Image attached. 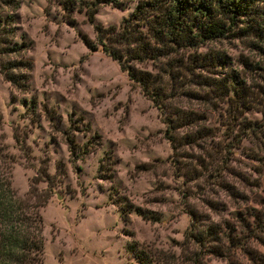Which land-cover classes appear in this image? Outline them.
<instances>
[{
  "label": "rangeland",
  "instance_id": "374dc122",
  "mask_svg": "<svg viewBox=\"0 0 264 264\" xmlns=\"http://www.w3.org/2000/svg\"><path fill=\"white\" fill-rule=\"evenodd\" d=\"M123 3L99 4L91 23L89 0H0L8 41L23 45L0 61L31 64L11 70L18 85L0 68V171L19 197L43 202L42 264H138L131 244L155 264H264V128H242L264 125V45L229 37L198 49L226 59L250 98L226 116L210 84L224 75L196 68L170 101L199 115L174 133L194 139L174 143L97 41L95 25L116 26L135 6ZM208 228L219 233L203 246L186 239Z\"/></svg>",
  "mask_w": 264,
  "mask_h": 264
},
{
  "label": "trees",
  "instance_id": "16d2710c",
  "mask_svg": "<svg viewBox=\"0 0 264 264\" xmlns=\"http://www.w3.org/2000/svg\"><path fill=\"white\" fill-rule=\"evenodd\" d=\"M89 1L84 10L91 23L99 4L124 6L123 0ZM133 1L134 8L118 25H95L97 41L101 50L119 64L121 71L159 110L171 142H193V133L177 137L174 133L181 127L193 126L199 115L172 106L170 101L177 96L176 85L196 68L202 71L215 68L224 75L212 78L210 84L217 95L231 104L224 112L226 116L236 117L238 109L247 106L250 93L238 73L228 68L226 59L208 52L199 53L198 49L208 42L229 37L251 36L264 45V0ZM65 6L73 9L71 2ZM0 24V58L7 53L18 55L23 50L22 43H11L7 39L13 36L12 17L0 15ZM147 63L155 66L156 71L138 67ZM217 67L222 68L223 73ZM0 68L7 81L18 85L20 80L11 70H28L31 64L21 60L0 61ZM242 128L255 132L264 125L254 122ZM42 204L19 197L8 175L0 171V264L43 263L44 237L39 211ZM218 233L214 228L191 229L186 239L203 246ZM129 249L138 264L156 263L142 247L131 244Z\"/></svg>",
  "mask_w": 264,
  "mask_h": 264
},
{
  "label": "water",
  "instance_id": "95a60500",
  "mask_svg": "<svg viewBox=\"0 0 264 264\" xmlns=\"http://www.w3.org/2000/svg\"><path fill=\"white\" fill-rule=\"evenodd\" d=\"M91 51H97V48L92 49Z\"/></svg>",
  "mask_w": 264,
  "mask_h": 264
}]
</instances>
